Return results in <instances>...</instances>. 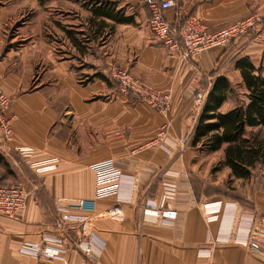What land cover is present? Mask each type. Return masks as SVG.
I'll return each instance as SVG.
<instances>
[{"label": "crops", "instance_id": "crops-1", "mask_svg": "<svg viewBox=\"0 0 264 264\" xmlns=\"http://www.w3.org/2000/svg\"><path fill=\"white\" fill-rule=\"evenodd\" d=\"M98 1L113 3L131 20L98 17L91 22L90 6L82 4L88 17L75 34L64 18L78 4L50 0L56 7L51 27L60 34L58 41H48L39 25L27 20L7 35L9 16L27 3L0 0V91L11 97L14 131L8 144H0V154L8 160L15 147L29 149L28 160L19 157L32 170L34 183L20 220L0 215V264H36L34 257L20 253L21 244L56 234L54 200L92 197L89 165L106 158L121 174L117 195L97 200L86 224L99 242L92 254L97 264H264V242L261 254L247 245L250 228L264 227V195L203 193L200 159L206 151L191 145L202 113L194 104L196 90H210L216 77L224 76L229 89L218 109L224 113L248 102L235 67L239 60L264 77V0H179L182 11L209 31L252 14L261 17L248 34L186 61L155 38L151 13L139 0ZM174 13L166 12L170 22ZM112 66L128 68L155 89L169 91V110L161 113L121 94L108 77ZM167 185L175 190L172 198L164 197ZM114 203L121 207L116 219L105 212ZM144 206L171 210L175 217L154 221L143 213ZM52 263L84 264V258L69 250Z\"/></svg>", "mask_w": 264, "mask_h": 264}, {"label": "built area", "instance_id": "built-area-1", "mask_svg": "<svg viewBox=\"0 0 264 264\" xmlns=\"http://www.w3.org/2000/svg\"><path fill=\"white\" fill-rule=\"evenodd\" d=\"M179 0H139L151 13L149 27L156 39L168 53H178L182 60H190L201 52L219 46H225L235 38L248 34L261 20L257 14L234 20L219 29L209 31L193 14H186L178 5ZM175 11L174 21L170 22L166 12ZM108 77L117 85L119 92L147 102L161 113L169 110L171 94L169 91L157 90L141 78L135 76L128 68L112 66ZM210 90L200 89L193 94L197 109H202L208 99ZM11 97L0 91V144H8L13 137V117L9 115ZM14 151L23 159L28 160L30 150L15 147ZM30 167V163H28ZM94 176L92 197L57 198L54 200L55 216L52 229L56 234L42 236L39 243L24 242L20 253L35 258L36 264H54L52 259H64L69 250L81 252L84 264H97L92 259L95 246L99 245L92 231L86 230V224L95 212L96 201L116 196L120 178V170L114 167L113 160L106 158L89 165ZM173 186L164 188V197L174 196ZM31 193L20 182L0 184V215L20 220L27 200ZM106 214L113 219L120 216L119 203L108 206ZM144 214H150L154 221L173 219L175 213L165 208L143 207ZM71 231L74 236H71ZM264 242V227L257 223L249 230L247 245L249 249L261 254Z\"/></svg>", "mask_w": 264, "mask_h": 264}, {"label": "trees", "instance_id": "trees-1", "mask_svg": "<svg viewBox=\"0 0 264 264\" xmlns=\"http://www.w3.org/2000/svg\"><path fill=\"white\" fill-rule=\"evenodd\" d=\"M92 1L93 3L89 2L91 22L98 17L115 22L131 20V17L125 16L122 10L115 11L111 2ZM101 22L105 26V21ZM67 36L75 46L80 47V42L70 32H67ZM235 67L241 71L243 84L248 92V102L224 113L220 112L218 109L226 98L229 82L224 76L216 77L195 126L191 145L196 146L200 142V147L214 151L225 144V164L234 176L244 178L248 176L249 167L254 162L264 164L262 148L255 145L247 146V139L244 137L247 127H264V77L253 74L254 67L246 60H239Z\"/></svg>", "mask_w": 264, "mask_h": 264}, {"label": "rangeland", "instance_id": "rangeland-1", "mask_svg": "<svg viewBox=\"0 0 264 264\" xmlns=\"http://www.w3.org/2000/svg\"><path fill=\"white\" fill-rule=\"evenodd\" d=\"M20 4L27 3L26 6H22L21 10L16 11L9 17L10 22L7 25V35H9L14 28H20L22 23L27 21H33L39 25L36 28H40L42 36L48 41H55L59 39L57 37L60 34V30L55 31L52 26L54 20L55 5H51L50 0H43L42 4L38 2L31 3L30 0H16ZM77 5L68 18H64L71 25H73L74 33L77 34V29L81 22L85 21L88 14L85 10H82L80 5H89L92 0H73ZM95 1V0H94ZM30 2V3H29ZM74 4V5H75ZM76 6V5H75ZM23 10V11H22ZM60 18V17H59ZM86 35L87 30L85 29ZM78 37L82 38L79 34ZM77 38V37H76ZM264 74V68L262 72ZM244 91V88H241ZM238 95H242L240 89H235ZM240 92V93H239ZM245 138L247 139V146H260L264 151V127L249 128L246 131ZM199 148L205 150L200 159V166L202 168L201 178L206 186L202 188L203 193H212L217 195L225 194H240L251 198L256 193H262L264 195V164L260 162H254L249 167V174L244 178H238L234 176L230 168L225 164L224 148L223 144L219 149L209 151L200 147V142L197 143ZM32 170H30L26 164L21 160L17 153H12L8 160L3 157L0 158V184H8L12 182H20L26 188L27 191L33 195L34 183Z\"/></svg>", "mask_w": 264, "mask_h": 264}]
</instances>
